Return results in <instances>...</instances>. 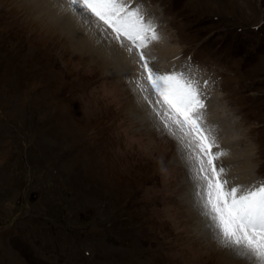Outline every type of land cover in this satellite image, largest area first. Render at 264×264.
I'll return each mask as SVG.
<instances>
[{"label": "rangeland", "instance_id": "rangeland-1", "mask_svg": "<svg viewBox=\"0 0 264 264\" xmlns=\"http://www.w3.org/2000/svg\"><path fill=\"white\" fill-rule=\"evenodd\" d=\"M128 2L179 51L167 67L186 61L216 97L205 103L229 129L214 151L251 168L239 185L264 180V0ZM29 10L0 6V264H225L183 149L127 111L126 68L85 64Z\"/></svg>", "mask_w": 264, "mask_h": 264}, {"label": "snow or ice", "instance_id": "snow-or-ice-1", "mask_svg": "<svg viewBox=\"0 0 264 264\" xmlns=\"http://www.w3.org/2000/svg\"><path fill=\"white\" fill-rule=\"evenodd\" d=\"M69 11L95 21L102 31L138 52L141 93L150 92L163 115V128L183 149L196 186L201 215L210 220L217 246L245 264H264V180L249 186L227 178L220 163L227 155L219 149L212 128L205 127V101L199 85L185 72H160L150 66L143 49L159 39L155 25L147 20L141 6L128 0H66Z\"/></svg>", "mask_w": 264, "mask_h": 264}, {"label": "bare ground", "instance_id": "bare-ground-1", "mask_svg": "<svg viewBox=\"0 0 264 264\" xmlns=\"http://www.w3.org/2000/svg\"><path fill=\"white\" fill-rule=\"evenodd\" d=\"M8 1L12 4L17 2V0H0V6L5 7ZM21 2L24 8L30 9L29 13L30 15H33V20H37L38 23H41L38 26L42 27L39 28L41 30L44 29L42 31H46L47 35L51 34V36H54V32H61L65 34L66 37L69 39H67L68 42H72V45H69L70 51L72 52V54H84L83 56H85V64L89 63L97 67L99 69V72L103 73L108 72V69L110 68H126V72H128L130 78H132L130 86H128V88L126 89L128 90L129 94L127 111L131 109L132 112L135 114L142 113L144 116H150L153 121L155 120V118H158V122H160V127L163 128L164 117L163 115H161V111L159 109V106L156 105L154 97L150 92L141 93L137 87V80L140 77L141 69L139 67L138 52L136 50H134L132 53H129L126 47H122L120 43L112 39L110 33H108L107 31H102L101 28L97 26L95 21L83 19L79 15L69 11L66 5V0H21ZM15 9H20V7ZM145 18L149 20L147 16H145ZM156 28L158 29L159 34L160 29L159 27ZM168 45H170L169 41H167L164 36L159 35L158 40L154 41L153 43H151V45L142 50L144 52V55H147L146 58L149 60L150 66H154L160 72H172L167 67V60H170L180 54L178 53L179 51L176 50L175 55H172L175 52L174 48H171ZM170 53L171 55L169 56ZM176 64L177 63L173 64V66H176V69L174 71L185 72L189 75L190 79L195 81V74L193 73L195 71L194 68H192L186 61H182L177 65ZM197 79L200 78L197 76ZM211 88L212 86L210 85L207 90ZM206 99L207 97H205L204 95L203 100L205 102L214 101L216 97L211 96L209 100ZM220 99L219 97H217V101H224V96L221 100ZM205 107V109L209 112V115L205 116L204 126L212 128L215 136L220 131H223L222 135L228 132L229 128L227 129L226 125H223L220 121H216V118L212 115L210 103L206 104ZM224 107V102H222V104H220L219 109H224ZM221 112L222 111L220 110L219 114H221ZM223 128L224 130H222ZM228 154H230V152H228ZM225 156V162L220 161V163H222V165L227 170V178L238 185L240 183H246L245 180L247 178L245 179V177L247 175H245V173L247 172L248 176H250L249 171H247L250 167H247L248 163L246 164V159L244 160L242 158H239V162L234 168L232 167V165L234 164L232 162V159L227 155ZM228 162L230 163L227 164ZM229 172L231 173V175H228L230 174ZM248 181L251 182L252 180ZM197 214H199L200 217L199 224L201 225V227L204 230L209 229V243L207 242L208 246L214 248L218 253L221 254V258H224L222 260L225 262V264H245L243 260L227 254L224 250L217 246L216 242L212 237L213 229L211 228L210 220L201 215V210L199 207Z\"/></svg>", "mask_w": 264, "mask_h": 264}]
</instances>
